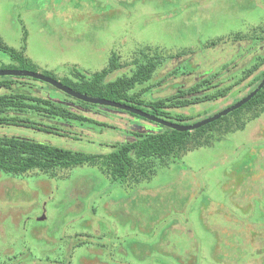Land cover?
Returning a JSON list of instances; mask_svg holds the SVG:
<instances>
[{
  "label": "rangeland",
  "instance_id": "obj_1",
  "mask_svg": "<svg viewBox=\"0 0 264 264\" xmlns=\"http://www.w3.org/2000/svg\"><path fill=\"white\" fill-rule=\"evenodd\" d=\"M262 36L264 0H0L1 40L20 50L25 38L24 54L36 73L52 71L60 82L73 67L103 69L112 51L124 62L149 50L161 59L145 85L152 86V97L214 74H220V86L208 93L232 85L255 62L251 48L260 45L254 37ZM211 42L215 45L207 47ZM13 64L0 54V67ZM250 80L223 99L175 113L194 118L187 124L210 117L245 95ZM36 85L64 98L45 83ZM82 113L114 128L60 124L61 137L6 127L0 135L86 153H105V143L130 140L124 135L126 115L113 109ZM251 114L231 117L232 127L245 122L242 129L215 128L228 134L210 146L154 162V173L138 184H111L89 165L51 173L0 172V264H158L159 252L138 261L128 247L136 250L139 241L153 243L160 236L167 238L161 264H264V111L248 120ZM100 237L112 245L109 250L94 247ZM75 238L87 244L71 249Z\"/></svg>",
  "mask_w": 264,
  "mask_h": 264
},
{
  "label": "trees",
  "instance_id": "obj_2",
  "mask_svg": "<svg viewBox=\"0 0 264 264\" xmlns=\"http://www.w3.org/2000/svg\"><path fill=\"white\" fill-rule=\"evenodd\" d=\"M235 38L238 41L241 40L239 35ZM254 40L260 42L258 47L252 48L253 52H257L254 56L255 62L232 85L216 92H207L209 89L212 90L213 86H211L212 78L206 77L205 80L194 83L188 89L179 87L174 94L166 95L165 97H152L150 91L152 86L145 85L149 84L153 78L161 63V59L156 53L151 54L147 49V51L138 50L134 52L133 58L124 62H121L120 56L112 51L107 65L103 69L89 73L73 67L70 69V76L63 78L60 82L78 93L124 104L172 123L189 125L185 122L192 121L194 118L177 114L175 113L176 110L219 98L223 99L231 88L251 77L248 84L249 90L235 101L237 102L249 94L264 78V68L260 69L264 65V36L261 38L254 37ZM24 43L25 38L22 40L23 47L20 50H16L7 46L0 37V54H3L14 63L10 66H1L0 70L18 69L35 72L32 63L25 57ZM213 45H215V42H211L207 47ZM259 47L263 49L260 50ZM125 67H129L128 73H123L113 79L109 78L113 73ZM43 75L58 80L52 71H45ZM212 77L216 78V76ZM36 83L42 82L21 77H0V128H23L61 137L65 135L62 133L64 128H60V124L76 125L77 127L91 124L102 128H114L109 124L88 118L82 113L83 111L96 114L106 109L110 110V108L83 103L65 94L64 98L56 99L50 96L42 85L37 86ZM31 89L36 92H32ZM41 93H44V95L42 96ZM147 93L151 96L148 97ZM199 95H202V97ZM94 107H97L98 110H94ZM113 110L119 112L118 114L120 115L127 116L125 117L127 124L125 125L124 135L126 138L129 137L130 140L124 139L111 145L105 143L107 149L105 153H86L26 137L0 135V172L11 175H21L33 170L51 173L55 170H67L77 166L89 165L96 167L111 184L122 185L124 182L127 183L128 180L131 183L133 181V183L138 184L141 180L148 179L154 173L151 169L154 162L164 164L169 160H176L185 152L194 150L202 145L210 146L213 142L222 140L228 134L219 131L217 133L215 128L217 129L219 126V128L227 126L226 128H230V130L244 128L245 122L238 125L237 128L232 127L230 119L231 117H236L235 119L237 120L240 118L238 116L242 117L247 115V113H252L251 118L248 120L259 116L264 111V87L250 101L237 110L190 132H177L155 125L128 112ZM137 119L145 122L139 123ZM201 120H195L191 124ZM146 123H148V126ZM201 137H204V141L198 139ZM156 234L160 235L159 229H157ZM77 240L78 238H75L71 249L87 244L81 240L77 242ZM98 240L102 242L100 241L96 244L95 248H104L106 250L111 248L112 245L104 241L102 237L98 238ZM166 240V237L160 236L153 243L143 240L139 241L135 246H140L141 249L137 248L134 250L132 245H129L128 248L138 261H143L153 251H157L159 252V258H156L155 262L161 264L160 260L164 257L161 254V249L165 245ZM70 251L73 252V250ZM71 253L69 257L73 259ZM171 257H173L171 259L174 261L177 256ZM55 263L62 264L60 261ZM188 263L191 264L188 261L185 264ZM65 264L73 263L68 261ZM147 264L150 263L148 262Z\"/></svg>",
  "mask_w": 264,
  "mask_h": 264
},
{
  "label": "water",
  "instance_id": "obj_3",
  "mask_svg": "<svg viewBox=\"0 0 264 264\" xmlns=\"http://www.w3.org/2000/svg\"><path fill=\"white\" fill-rule=\"evenodd\" d=\"M0 77H21V78L33 79V80L45 83L55 88L56 90L62 92L63 94L73 99H76L78 101H81L83 103H87L90 105H95V106H99L103 108L117 109L123 112H128L134 116H138L144 120H147L155 125H160V126L175 130L177 132L194 131L195 129H198L202 126H205L209 123H212L222 118L223 116L230 114L231 112L237 110L242 105L250 101L264 87V78H263L249 94H247L244 98L240 99L238 102L232 104L231 106L221 110L220 112L210 117H207L197 123H194L192 125H182V124L172 123L170 121L160 119L151 114L145 113L141 110L132 108L130 106H126L124 104L112 102V101L105 100V99L94 98V97L87 96L85 94L78 93L75 90L69 88L68 86L63 85L61 82L55 79H52L48 76H45L43 74H40V73L26 71V70H18V69H4V70H0ZM43 218L44 217H42L41 219Z\"/></svg>",
  "mask_w": 264,
  "mask_h": 264
},
{
  "label": "flooded vegetation",
  "instance_id": "obj_4",
  "mask_svg": "<svg viewBox=\"0 0 264 264\" xmlns=\"http://www.w3.org/2000/svg\"><path fill=\"white\" fill-rule=\"evenodd\" d=\"M260 48V50H262L263 48L262 47H259ZM252 49V48H251ZM251 49H249V50H251ZM189 74H191V73H189ZM210 74H212L211 72H210ZM206 75H209L208 73L206 74ZM219 75L220 74H214L213 76H216V78L215 77H212V81H211V86H213V88H212V91H215V89L218 87V86H220V82L221 81H219L218 80V77H219ZM202 81L203 80H205L206 79V77H201L200 78ZM200 80V81H201ZM197 83H199V82H197ZM194 85V83L193 84H191V85H189L188 87H192ZM188 87H186V88H184L183 87V89H188ZM211 89H209V91H210ZM245 97V96H244ZM243 97V98H244ZM242 99V98H241ZM239 101V100H238ZM237 101V102H238ZM236 103V102H235ZM107 110V109H106ZM108 111V110H107ZM205 119V118H204ZM203 120V119H202ZM197 123V122H196ZM194 124V123H193ZM189 125H192V124H189ZM42 211H44V210H42ZM42 217H44V215L42 216Z\"/></svg>",
  "mask_w": 264,
  "mask_h": 264
}]
</instances>
